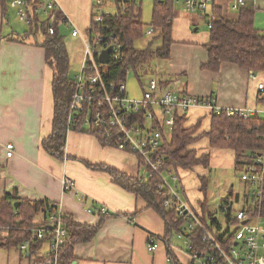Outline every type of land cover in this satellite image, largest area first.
<instances>
[{
    "label": "crops",
    "instance_id": "0c3cea01",
    "mask_svg": "<svg viewBox=\"0 0 264 264\" xmlns=\"http://www.w3.org/2000/svg\"><path fill=\"white\" fill-rule=\"evenodd\" d=\"M57 1L77 28H88L92 0ZM231 3L232 0L228 10H233ZM213 4L219 6L224 15L223 6L217 0ZM254 4L257 7L255 25L264 31V0H254ZM12 12L17 14L11 0L6 15L0 2V196L16 189L23 200L48 199L64 215L92 226L99 223L101 215L89 212L90 206H105L109 210L108 217L94 239L75 246L72 264H171L168 248L179 262L190 264L185 249L173 246L174 235L171 239L165 238L166 224L156 209L119 185L108 172L86 164H107L128 176L137 177L144 172L137 154L104 145L94 135L74 129L67 133L66 159L57 158L44 148L43 140L53 130L54 72L46 61L41 40L32 36L17 39L30 29L21 33L20 25L10 19ZM232 14L229 11L224 17H238ZM179 21L177 28L173 22L174 43L167 67L163 69L165 78L177 77L182 91L214 97L221 108L252 107L260 110L259 115L264 117V102L260 101L257 88L258 83L264 82V72L251 78V72L234 64H224L217 72L204 70L202 64L208 59L205 44L210 37L209 28L200 33L192 32L188 19ZM186 113L189 124L202 118L203 127H209L211 112L208 109L191 108ZM9 142L15 145V154L11 158L7 157L6 150ZM262 155L264 161V153ZM216 169L224 170L225 179L239 172L235 169L234 154L226 150L213 153L206 172L209 185ZM166 172L174 176L171 170H165L163 175ZM65 174L75 180L73 191H63L61 179ZM185 175L180 182L184 193L192 185L198 187L196 176L195 180H190ZM178 180H174L176 185ZM245 187L242 182L239 192L244 195ZM227 193V196L232 194L230 198L235 202L241 201V195L233 188ZM187 196L185 200L193 207L201 206L202 194L197 199L189 193ZM243 203L244 200L240 207ZM6 234V230L1 231L0 239ZM151 237L159 242L155 250L148 249ZM44 249L39 255L31 256L17 247L0 246V264H41Z\"/></svg>",
    "mask_w": 264,
    "mask_h": 264
},
{
    "label": "trees",
    "instance_id": "16d2710c",
    "mask_svg": "<svg viewBox=\"0 0 264 264\" xmlns=\"http://www.w3.org/2000/svg\"><path fill=\"white\" fill-rule=\"evenodd\" d=\"M0 2L4 5L6 15L9 0H0ZM27 2L30 3L32 0H27ZM176 4V0H156L154 2L150 26H154L158 33L152 36L153 40L144 49L135 46V40L145 37L147 30L146 24L142 20L140 7L139 10L131 9L126 13H116L105 20V23L117 33L126 47L124 59L118 62L112 61L108 66H105L107 80L117 82L126 80L128 66L131 65L136 70L139 64L150 57L170 58L174 43L173 22L176 16ZM212 10L216 14V18L212 27L209 28L210 37L205 44L208 59L202 64V68L217 72L224 64H234L254 75L264 72V31L255 25L257 7L254 0H247V3L238 10L239 14L236 19L224 17L219 6L213 5ZM58 16L62 17L60 11ZM59 28L57 26L55 34H49L45 21L40 24L36 22L30 25L27 34L25 33L17 39L23 40L26 36H32L38 40V35L40 33L43 35L40 42L45 49L46 61L54 72L55 105L53 130L43 140V146L50 154L64 160L67 133L70 130L68 127L69 106L74 95L75 81L68 76L70 60ZM156 39L161 40V45L154 49L152 45ZM259 98L261 102H264V95L260 94ZM186 114V112L177 111L176 123L169 131V135L164 128L151 124L152 128L160 129L164 136L158 154L164 159V169L171 170L177 175L181 193L183 187L180 186L179 171L196 176L203 200L201 199L200 207H192L195 208L203 222L207 225H217L220 229L222 225H229L235 220L232 212H229L224 215V221H221L208 207L209 177L206 172L210 168L213 153L220 150L231 151L234 154L235 169L245 171L249 165L253 164L252 156L256 152L264 153V117L258 114L245 119L240 115H227L225 111L220 114L211 113L210 125L205 129L203 127L204 119L200 118L198 122L189 124ZM74 130L89 133L81 127H76ZM92 135L99 140L95 134ZM138 157L144 172L137 177L128 176L107 164L89 162L86 164L93 169L108 172L119 185L142 197L149 206L156 209L165 221L166 239H171L173 235L183 232L200 248H206L205 243L201 241V232L198 230L187 231L184 219L179 217L177 210L164 205L165 199L170 196V191L166 188H159L162 184L161 178L158 175H150L149 167L139 155ZM16 202H20L18 207H15ZM226 202L228 201L222 202L221 207ZM258 206L264 215V200ZM258 206L250 205V210L253 211ZM56 207L57 205L48 199L23 200L19 197L16 189L7 191L3 196H0V229L7 231L6 236L0 239V246L20 249V244L31 238L34 228L48 221L49 212L54 211ZM100 215L99 223L94 226L78 223L72 217L64 215V223L69 234L63 245L58 264H72L75 259V246L95 238L109 214ZM225 232H228V228ZM224 235L225 233H222L220 239ZM47 242L48 240H35L26 251L31 256L39 255L40 250L45 247L44 254L47 250ZM225 246H231V243L226 242ZM168 251L171 256V264H182L172 249L168 248Z\"/></svg>",
    "mask_w": 264,
    "mask_h": 264
},
{
    "label": "built area",
    "instance_id": "2783aa9c",
    "mask_svg": "<svg viewBox=\"0 0 264 264\" xmlns=\"http://www.w3.org/2000/svg\"><path fill=\"white\" fill-rule=\"evenodd\" d=\"M144 1L92 0L90 23L86 30L75 26L57 0H32L30 3L27 0H12L11 4L20 20L27 24H40L45 21L49 34H55L57 26L65 25L71 29L72 37L81 39L84 44V59L81 72L74 79L75 90L69 106L68 127H81L95 134L104 145L139 155L149 167L150 175H158L161 178L162 184L159 188L170 191L164 205L177 210L179 217L184 219L187 231H200L201 241L206 245V248H200L185 233H177V237L185 242L184 251L190 259V264H264V215L258 206L264 200L262 153L256 152L252 156L253 164L241 175L246 185L245 204L235 209V200L228 196V202L224 203L221 209L225 214L232 212L235 221L218 229L217 225H207L203 222L195 208L181 197L178 192L179 184L173 186L164 178V159L158 154L164 136L160 129L151 126L153 123L170 131L176 123L177 111L187 112L191 108H205L217 114L225 111L227 115H240L245 119L258 115L260 110L252 107L221 108L214 97L195 96L182 91L181 81L177 77L151 78L147 85L143 86L141 98L130 97L126 80L110 81L105 77V66L112 61L124 59L126 48L105 20L119 12L139 10ZM213 1L183 0V4L188 12L203 13L210 28L216 18L212 10ZM111 3L116 8L115 12L110 9ZM246 3L247 0H232L231 7L233 10H240ZM59 11L62 17L58 16ZM155 30L154 26H150L145 36L154 35ZM109 48L110 61L103 64L99 61V56ZM131 68L134 69L131 65L126 68V76ZM254 77L255 75L251 74V78ZM138 78L140 80L139 76ZM257 88L259 93L264 95V82L258 83ZM6 150L7 157L11 158L15 154L14 143H7ZM174 178L178 180L176 176ZM61 183L64 192L73 191L75 188V180L67 174L63 175ZM250 205L258 207L252 211ZM89 212L109 214L105 206L96 205H91ZM48 216V221L34 228L31 238L20 244L19 248L26 251L33 241L48 240L41 264H58L69 230L64 223V214L58 207L49 212ZM227 228L228 232H225ZM1 231L3 230L0 229ZM222 233L225 235L221 240ZM226 242H230L231 246H225ZM158 247L159 242L151 237L148 249L155 250Z\"/></svg>",
    "mask_w": 264,
    "mask_h": 264
},
{
    "label": "rangeland",
    "instance_id": "374dc122",
    "mask_svg": "<svg viewBox=\"0 0 264 264\" xmlns=\"http://www.w3.org/2000/svg\"><path fill=\"white\" fill-rule=\"evenodd\" d=\"M231 0H217V3L219 5L223 6V13L224 16L227 12H232V15H238V10H228V4ZM154 0H145L143 4L141 5L142 8V20L146 24L145 27L148 29L150 27L151 21H152V11L154 6ZM211 3L209 4V7L211 8ZM110 9L112 12L116 11V8L114 4L111 3ZM176 16L174 19V25H176L180 22L179 20L188 19L191 27L192 32H203L208 31V25L207 21L205 19V16L201 12H188L184 8L183 0H178L176 7H175ZM14 19V21L17 22V26L20 25L21 33H24V31H27L30 29V25L26 22L20 20L18 15L15 13L11 14L10 19ZM60 33L62 34L68 55L70 60V67L68 71V76L70 79L74 80L76 76H78L81 72V65L84 59V44L82 43L81 39L78 37H72L71 36V29L64 26L60 27ZM158 33V30L156 29L154 32V35ZM153 36V35H152ZM152 36H145L142 39L135 40V46L139 49H144L148 43L153 40ZM38 39L42 41L43 35L40 33L38 35ZM161 45V40L156 39L153 43L152 47L156 49ZM169 62L168 59L163 58H157L155 56L148 58L145 62L139 64L134 70L133 68L130 69V72L127 75L126 78V84H127V91L130 97L132 98H141L143 94V86H146L148 81L153 77H159V78H165V74H163V69H166L167 63ZM140 77V80L138 78ZM167 78H174L167 76ZM146 88V87H145ZM167 134L169 135L170 132L167 131ZM224 170L216 169L214 170V173L216 175H213L212 182L210 183L208 187L207 192V199H208V207L210 208L211 212L214 213L217 218L221 221H224V213L221 210V198L226 195V193L230 190V188H233L235 192H238L241 195V201H237L234 203L235 209H238L242 203V201L245 198V195L243 193H240L239 190L241 188V183L243 182L241 179V175L243 171H239L236 173H233L229 179L224 178ZM176 173V172H175ZM184 172L179 171L180 178L183 179ZM177 176L176 174L170 175L169 173L164 174V178L168 181V183H172L173 185H176L177 179L174 177ZM187 176L190 180H195V176L191 175V173H188ZM230 182V183H229ZM243 184H245L243 182ZM189 187V185H188ZM229 189V190H228ZM178 192L180 193L181 197L185 200L187 199V193L193 197V199H197L198 196H200V192L198 190L197 186L192 185V188H187L186 193L180 192V187L178 188ZM172 244L175 247L185 249L186 245L185 242L179 240L175 235L172 238Z\"/></svg>",
    "mask_w": 264,
    "mask_h": 264
},
{
    "label": "water",
    "instance_id": "95a60500",
    "mask_svg": "<svg viewBox=\"0 0 264 264\" xmlns=\"http://www.w3.org/2000/svg\"><path fill=\"white\" fill-rule=\"evenodd\" d=\"M110 50H111V48H109V49H107V50H104V51L101 53V55L99 56V61H100L101 63H103V64H108V63H109V61H110V59H109V53H110ZM164 93H165V91H164ZM231 192H232V188H230V190L228 191L227 194H229V193H231ZM227 197H228L227 195L224 196V197H222V198H221V202L225 201V200L227 199ZM19 204H20V202H16V203H15V207H18Z\"/></svg>",
    "mask_w": 264,
    "mask_h": 264
}]
</instances>
